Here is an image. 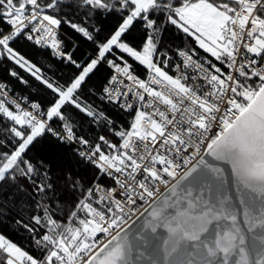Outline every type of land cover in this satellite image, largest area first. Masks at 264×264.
I'll use <instances>...</instances> for the list:
<instances>
[{"label":"snow or ice","instance_id":"obj_1","mask_svg":"<svg viewBox=\"0 0 264 264\" xmlns=\"http://www.w3.org/2000/svg\"><path fill=\"white\" fill-rule=\"evenodd\" d=\"M0 264H264V0H0Z\"/></svg>","mask_w":264,"mask_h":264},{"label":"trees","instance_id":"obj_2","mask_svg":"<svg viewBox=\"0 0 264 264\" xmlns=\"http://www.w3.org/2000/svg\"><path fill=\"white\" fill-rule=\"evenodd\" d=\"M109 114L111 116L115 117L117 120H122L123 119V117L121 116V114L119 112L115 111V109L110 108L109 109Z\"/></svg>","mask_w":264,"mask_h":264}]
</instances>
